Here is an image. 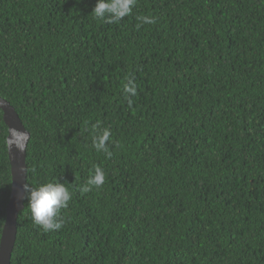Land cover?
Returning a JSON list of instances; mask_svg holds the SVG:
<instances>
[{"label": "trees", "instance_id": "1", "mask_svg": "<svg viewBox=\"0 0 264 264\" xmlns=\"http://www.w3.org/2000/svg\"><path fill=\"white\" fill-rule=\"evenodd\" d=\"M95 3L0 0L27 184L71 193L48 232L25 195L11 264H264V0H136L114 22ZM7 137L0 109V238ZM96 167L104 183L82 192Z\"/></svg>", "mask_w": 264, "mask_h": 264}, {"label": "clouds", "instance_id": "2", "mask_svg": "<svg viewBox=\"0 0 264 264\" xmlns=\"http://www.w3.org/2000/svg\"><path fill=\"white\" fill-rule=\"evenodd\" d=\"M136 0H96L92 10L95 17L114 22L128 15L135 6ZM142 23H154L149 16L138 17ZM126 93L135 95L136 86L129 80L124 85ZM14 131V130H13ZM110 139V130L107 128H98L93 138V144L97 151H107L106 142ZM104 183V173L99 167L94 168L90 173L86 185L81 189L82 192H88L91 188L100 187ZM22 191L28 199L32 220L35 224L41 226L45 232L55 231L62 228L63 221L59 218V211L68 206L71 199V193L64 183L59 181H49L37 186H31L27 183L22 185ZM23 198V197H21Z\"/></svg>", "mask_w": 264, "mask_h": 264}, {"label": "water", "instance_id": "3", "mask_svg": "<svg viewBox=\"0 0 264 264\" xmlns=\"http://www.w3.org/2000/svg\"><path fill=\"white\" fill-rule=\"evenodd\" d=\"M0 109L3 111V118L8 126L7 143L12 179L11 194L6 207V219L0 238V264H11L17 237L18 216L24 209L26 194L22 191V185L27 183L26 158L30 133L23 125L15 108L1 97Z\"/></svg>", "mask_w": 264, "mask_h": 264}]
</instances>
